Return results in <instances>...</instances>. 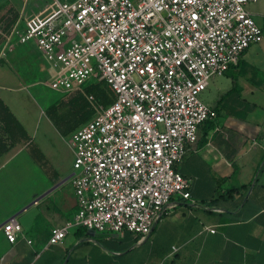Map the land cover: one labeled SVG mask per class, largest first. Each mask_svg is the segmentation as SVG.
Returning a JSON list of instances; mask_svg holds the SVG:
<instances>
[{"label":"built area","instance_id":"2783aa9c","mask_svg":"<svg viewBox=\"0 0 264 264\" xmlns=\"http://www.w3.org/2000/svg\"><path fill=\"white\" fill-rule=\"evenodd\" d=\"M258 1H51L20 12L7 39L35 46L53 71L48 88L73 95L100 84L113 99L85 94L93 116L67 140L76 210L51 229L50 245L76 229L144 240L175 200L194 203L193 181L176 166L216 119L201 94L263 40L246 9ZM2 232L10 244L24 237L14 217Z\"/></svg>","mask_w":264,"mask_h":264},{"label":"crops","instance_id":"0c3cea01","mask_svg":"<svg viewBox=\"0 0 264 264\" xmlns=\"http://www.w3.org/2000/svg\"><path fill=\"white\" fill-rule=\"evenodd\" d=\"M260 1L258 8L246 9L261 26L263 40L244 52L237 67L212 79L203 96L212 107L232 89L233 80L236 90L217 106L215 127L204 132L201 126L197 142L176 166L193 181L194 203L175 200V207L144 240L127 231L107 236L76 229L60 244L50 245L51 229L74 215L75 197L67 170L49 161L41 137L31 132L33 118L18 97L46 84L53 71L33 44L21 43L16 36L7 39L22 5L19 0H0V100L13 116L0 115V264H264ZM33 148L42 153L45 165L37 161ZM11 217L24 233L13 244L2 232Z\"/></svg>","mask_w":264,"mask_h":264},{"label":"rangeland","instance_id":"374dc122","mask_svg":"<svg viewBox=\"0 0 264 264\" xmlns=\"http://www.w3.org/2000/svg\"><path fill=\"white\" fill-rule=\"evenodd\" d=\"M51 1L71 2L74 0H19V4L22 5L21 10H24L25 14H33L42 11ZM261 3L260 1L255 4H248L247 8L251 5L258 8ZM43 78L44 76L41 77V79ZM50 78L47 77L46 79L50 80ZM100 88L106 91L105 86L100 85ZM29 91L28 94L26 92L19 94L25 95V97H18V100L22 104V109L33 118L31 132L37 134V138L41 137V147L49 161L58 165L59 168H63V171L67 170L66 173H68L72 166L73 155L67 145L68 135H64L80 121L81 112L76 110L73 105L80 106L83 104L86 111L91 110L85 93L76 92L73 95H65L51 90L43 83L34 86V89L31 88ZM205 93L207 92L201 94L203 101ZM31 97L32 103L31 100L30 102L28 100ZM52 105L55 107L50 108Z\"/></svg>","mask_w":264,"mask_h":264},{"label":"trees","instance_id":"16d2710c","mask_svg":"<svg viewBox=\"0 0 264 264\" xmlns=\"http://www.w3.org/2000/svg\"><path fill=\"white\" fill-rule=\"evenodd\" d=\"M233 80V79H232ZM236 90V84L234 83V80H233V87L230 91H228L227 93H225L218 101H217V106L221 104L222 100L224 97L228 96L230 93H232L233 91ZM84 93L86 95H92L94 96V98L96 100H98L103 106H107V105H110L113 101L112 97H111V93H110V90L108 88H106V91H103L101 88H100V84H90V85H87L85 88H84ZM70 102V100H69ZM217 106L213 107V109L215 110L216 112V118L218 116V110H217ZM55 105H52L50 106V108H54ZM74 108H76V110H78L79 112H81V117H80V121L79 123L74 126L67 134H65L64 136H67L69 135L71 132H73L75 129H77L79 126H81L82 124H84L85 122H87L88 120H90L93 116V111L92 110H89V111H86L83 104H81L80 106L78 105H73ZM4 114H7L9 116H12V113L11 111L8 109L7 106H5L1 100H0V115H4ZM13 117V116H12ZM215 122L216 120H207L205 123H203L201 126H203V131L204 132H207L211 129H213L215 127ZM200 126V127H201ZM200 129V128H199ZM34 150V153L35 154V158L37 159L38 162H40L42 165H45L46 162H45V158L44 156L42 155V153L38 150V149H32Z\"/></svg>","mask_w":264,"mask_h":264}]
</instances>
